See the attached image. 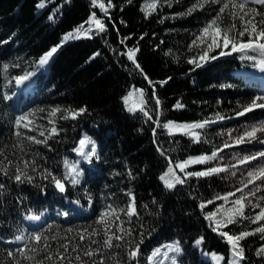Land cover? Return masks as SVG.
Returning a JSON list of instances; mask_svg holds the SVG:
<instances>
[{"label": "trees", "instance_id": "16d2710c", "mask_svg": "<svg viewBox=\"0 0 264 264\" xmlns=\"http://www.w3.org/2000/svg\"><path fill=\"white\" fill-rule=\"evenodd\" d=\"M38 2L0 0V169L8 170V175L0 171V237H3L0 239V264H39L40 261L43 264H98L101 259L105 264H147L152 250L161 247L166 251L163 246L177 240L183 249L177 258L179 264H216L206 258L212 253L222 255L228 261L229 245L212 231L210 222L205 219L207 213L220 207L213 200L214 193L220 189V182L209 177H191L183 185L169 190L159 179L167 170L169 160L174 166L188 157L210 155L211 150L202 144L192 143L185 135L169 136L163 128H156L154 137L152 130L155 124L139 111L133 114L127 110V107L139 104V93H135L126 107L124 98L129 92L142 89L146 97H150L152 88L126 55L120 53L126 52L127 48H139L136 59L151 81L171 78L163 87L158 83L155 85L161 100V123L203 122L215 120L217 115L224 117L197 130L200 133L233 122L238 117L236 113L259 96L250 81L236 78L232 72L243 67L255 69L257 62L264 57L256 53L218 54L214 55L218 59L193 70L194 66L188 60L200 55L201 49L189 50V46L200 29L215 17L221 5L206 6L201 11L181 16L178 14L185 12L195 0H171V7L161 0L163 6L145 19L140 11L145 0H132L131 4L127 0H112L115 8L109 10L112 17L109 21L98 8L91 6V0H70V3L46 0L45 9L37 8ZM104 2L107 4V0ZM249 7L264 10L261 5L250 3ZM92 12L104 21L108 31L92 33L91 39L65 41L64 36L87 21ZM50 15L53 17L51 20ZM230 23V19H225V24ZM236 23L239 27L240 22ZM129 36L131 39H126ZM122 39L123 44L120 43ZM57 46L58 51L53 57L40 65L39 60ZM97 52L100 55L93 58ZM242 55H252L255 59H241ZM5 64L8 65L7 73L3 70ZM26 74H31L33 94L25 99L38 104L36 109L42 114L51 113L53 108L61 111L50 117L55 121L54 125L48 121L44 127L33 131L21 128L19 131L23 135L17 137L14 134L17 129L14 127L13 102L23 93L24 86L18 85L15 77ZM5 96L10 98L4 99ZM177 102L184 105L183 109H173ZM81 108L86 112L76 119L61 118ZM147 110L155 121L157 109L154 99L149 101ZM250 114L264 116V110H255L242 117ZM53 126L59 134L47 139L46 144H34L26 139L34 136L45 140ZM41 131H44V136H40ZM85 136L95 142L101 157V163L95 169L82 167L81 162L88 161L73 151ZM66 159L71 163L78 162L81 176L80 183L75 186L65 181L67 193L62 196L51 179H44L43 174L50 171L62 178L67 171L63 166ZM24 161H35L36 171L27 169L34 177L31 184H17L11 178L15 174V165L23 167ZM209 166L210 163L196 164L186 171H204ZM175 171L184 178L179 169ZM129 191L135 195L138 212L131 218L121 211L128 207ZM67 197L83 204L91 199L94 212L69 221L52 215L38 229H31L23 222L22 216L30 209L35 214L46 208L66 210L64 202ZM202 203L207 204L203 211L200 208ZM110 204L119 211L120 219L113 218L109 234L123 235L117 231L121 225L133 231L131 236L124 235L122 241L114 240L113 243L120 246L109 250L102 246L107 237L97 221ZM229 227L232 233H239L252 231L258 225L245 220L240 225ZM84 230L87 232L81 241L79 234ZM222 230L229 231V228ZM93 231L99 235L89 240L88 234ZM34 232L43 234L41 244L30 239ZM23 233L30 235L24 245L4 242ZM200 237H204L201 253L194 246ZM141 238L144 243L139 262L131 261L127 252ZM241 243L246 245L247 257L241 264H264V258L255 254L264 246L260 235L250 236ZM63 245L68 246L67 251ZM20 249H23V256ZM90 249H99L102 254L92 258L83 255ZM9 251L14 255L10 257ZM58 254L66 259L61 261ZM174 255L169 253L170 257ZM24 256L33 259H24ZM47 256L52 259L48 260ZM77 256L80 260L76 259ZM163 264H170V261L164 260Z\"/></svg>", "mask_w": 264, "mask_h": 264}, {"label": "snow or ice", "instance_id": "6c2138e0", "mask_svg": "<svg viewBox=\"0 0 264 264\" xmlns=\"http://www.w3.org/2000/svg\"><path fill=\"white\" fill-rule=\"evenodd\" d=\"M54 3V0H51ZM168 3V6L171 7V0H165ZM65 3H70V0H65ZM127 3L131 4L132 0H127ZM256 4L264 6V0H195V2L186 9L185 12L179 13L178 15L187 16L191 15L195 11H201L206 6L210 5H221L217 11L215 17H213L207 24L200 29L198 35H196L195 39L192 41V44L189 46V50L192 48L201 49L200 55L190 58L188 63L193 65V70L197 68H203L205 64L209 63L212 60L218 59V56L210 55L211 52L219 49V56H227L232 53H256L261 57H264V10H258L257 8H250L249 4ZM91 6L93 8H98L105 17L111 21L112 17L109 15V10L115 8L112 0H107V4H105L104 0H91ZM161 0H145L142 4L140 11L144 13V18L148 19L152 15L157 13V9L162 7ZM39 9H45L47 7L46 0H39L36 5ZM58 10V9H56ZM54 10V11H56ZM123 11V9H121ZM259 17V19H257ZM49 19H53L50 15ZM225 19H230L232 23L225 24ZM239 21V27L236 23ZM121 23H124L121 21ZM87 25V27H85ZM115 27V24H113ZM108 31V28L104 21L98 18L96 12H92L87 21L79 25L77 28L73 30V32L68 33L64 36V40L67 41L69 39H81L88 38L91 39L92 33L95 34H103ZM118 32V29H117ZM247 37V39H243ZM143 39V36L140 37ZM126 39H131V37H127ZM120 43L123 44L124 40H120ZM58 47H53L49 50L40 60L39 64H46L51 57L58 51ZM230 49V50H229ZM139 52V48H127L126 52L120 53L121 55H126L127 59L131 62V64L135 67V69L139 70L141 75H143L144 79L148 81L149 86L152 88V93L150 97H146L145 91L142 89H135L132 92H129L128 96L124 98V103L127 107L129 98L132 97L135 93H139V104L133 107H127V110L133 114L137 111L142 113L144 117L147 118L148 121H152L155 124V128L152 130V134L155 137L157 135L156 128H163L167 131L169 136H174L176 134H181L188 136L193 143H200L201 137L200 133L197 130L204 129L206 125L215 123L216 121L223 120L224 117L217 115L215 120H205L203 122H192V123H176L173 121H167L165 123H161L159 116L161 115L160 106L161 100L156 93L155 85L158 83L161 87L168 83V80H163L159 82H153L150 80L148 75L144 72L141 65L138 63L136 56ZM100 55V53H95V56ZM241 59L254 60L255 57L252 55H242ZM257 66L259 67L261 72H264V58L260 59L257 62ZM3 70L5 73L8 71V65L3 66ZM29 75H21L16 76V83L22 84L25 80L29 78ZM232 85H227V87H231ZM10 97L5 96L4 99H9ZM151 99L155 100V105L157 109V119L153 121L152 115H150L147 110V105ZM184 105L180 102H177L174 106V110L183 109ZM255 110H264V97L257 96L255 97L250 104L244 106L242 110L236 113L238 117L245 116L248 113H252ZM61 110L58 108H53L50 116H56L58 112ZM86 112L85 108H81L75 112H69L68 115L62 116L63 119H76L78 116L83 115ZM28 115H18L14 121V127L17 131L14 133L17 137H21L23 135L19 129H27L28 131H33L34 129L30 128L29 125L33 124L34 121L30 119ZM50 124H55L54 120H49ZM49 136L45 140L36 139V137H26L31 143L34 144H46L47 139H50L52 136L58 135L59 132L55 126L48 130ZM257 133H264V124L262 125H254L250 129L246 130L242 135L237 137L234 141L235 145H241L245 143H253L258 142L264 144V137L258 136ZM40 136H44V131H41ZM231 135V133H229ZM91 145L89 148L88 146ZM232 145L225 144L224 147H231ZM159 150V149H158ZM78 156L86 159L88 162H91L93 157L99 159L96 150L95 142L88 136L79 140L78 147L73 149ZM219 151H223L220 149ZM163 155V153H161ZM2 155V153H0ZM219 152L213 151L211 155H201L197 157H188L187 159L176 162L173 166V161L169 160V166L167 170L159 177L162 181L164 187L169 190H173L176 185H183L188 178H202L209 177L214 174H219L222 172H226L228 169L224 167H211L204 171H193L187 172L186 169L192 165L196 164H208L213 160L218 158ZM260 159H264V151H259L255 154L245 155L240 159V164H250L252 161H258ZM11 163V161H9ZM35 161L31 163L28 161L23 162V167L20 165H15V174L11 177L14 182L17 184H23L25 182L31 184L34 181V177L29 175L27 169L31 168L32 171H36ZM64 168L67 170L62 178H58L53 175L50 171H45L43 174L44 179H51L54 187L60 192L65 193L67 191L65 181L70 182L73 186L80 183L79 177L81 176V172L78 169V162L71 163L67 159L64 161ZM176 169H179L181 173L184 174V178H181L180 175L176 174ZM3 171L4 175H8L7 169H0ZM130 174V173H129ZM235 175V173H233ZM249 179L244 184V188H247L249 184H255L257 181L264 182V166H260L253 171H249L247 173ZM243 188L237 189V191L243 193ZM256 191H260L258 187ZM129 197V204L126 210H121L124 214L131 218L138 215L136 208V198L133 193L130 191L127 193ZM236 193L232 192L224 196L217 197L219 200L228 201L229 196H235ZM250 195L255 196L256 192L253 191ZM264 199V197H261ZM78 203V201H77ZM207 203H214V201H208ZM232 204L231 208L224 209L223 206L217 207L215 211L209 212L205 215V219L210 222V227L213 232H216L220 237L224 238L225 242L229 245L230 259L227 261V264H241V261H245L247 257L245 256V247L246 245L241 242L246 240L250 236L260 235V238L264 240V224L261 221H264V207L260 204L252 205L251 201L248 199V195H242L241 197L232 200L230 202ZM207 207L206 203H202L200 205L201 210ZM252 207L253 210L259 208V212L255 215H248L247 209ZM43 213L35 214L32 210H29V214L25 216L26 220L29 221H39ZM63 215H67L64 213ZM219 217V218H218ZM113 218L115 220L120 219L119 211L114 208L111 204L108 205L107 209L100 213L99 219L97 223L103 226V231L105 236L107 237L102 241L103 248L112 249L113 247H119V243L114 244L113 241H122L124 239V235L131 236L132 229H125L122 225L117 229L123 235H116L115 233L109 234L111 230V225L113 223ZM248 221L250 224H256V227L252 231H240L239 233H232L230 225H240L242 221ZM229 228V231H223L222 229ZM71 231V229H69ZM81 232L80 240L83 241L85 239V233ZM99 235V232L93 231L88 234V239L91 240L92 236ZM143 233H141V237H143ZM3 239V237H0ZM35 244H41L44 240L43 234H34L30 237ZM25 240L23 235H16L15 240H6V243H20ZM92 243H96V241H92ZM144 243L143 238L139 240V242L127 252V257L131 261L139 262L141 255V245ZM195 245L199 247L204 243V237H200L195 240ZM47 247V245H45ZM65 251H67L68 246L63 245ZM161 247H157L152 250L151 254L147 257V264H163L164 260H169L170 264H179L178 257L182 254L183 249L181 248L180 241H175L173 243H168ZM76 250V249H74ZM20 253L23 256V249H20ZM169 253H174L175 255L170 257ZM101 251L99 249H90L85 250L83 255L92 258L96 255H101ZM256 256L260 258H264V246H261L256 250ZM8 255L11 257L14 255L13 251H9ZM59 255V254H58ZM213 259L220 261L224 260L225 257L217 256L216 254H212ZM162 257V259H161ZM48 260H51V256L46 257ZM61 261L66 259L65 256L59 255ZM24 259H33L30 256H24ZM77 260H80V256L76 257ZM39 264H43V261H40ZM98 264H105V260L101 259Z\"/></svg>", "mask_w": 264, "mask_h": 264}, {"label": "rangeland", "instance_id": "374dc122", "mask_svg": "<svg viewBox=\"0 0 264 264\" xmlns=\"http://www.w3.org/2000/svg\"><path fill=\"white\" fill-rule=\"evenodd\" d=\"M219 49L210 53V55H218ZM219 56V55H218ZM262 74L260 79L264 80V72L258 71L257 74ZM264 97V95H261ZM32 114L30 119L34 121L33 124L29 125L30 128L36 129L41 128L46 125L50 120V113L42 114L39 111L29 112L25 115ZM233 122L223 124L217 129H210L200 133L201 142L194 143L196 145L202 144L205 148L211 150V153L215 150L219 152L218 158L210 162L211 167H224L228 170L219 174H214L209 176V178L216 179L220 182V189L213 195V200L216 201V205L223 206V208L232 207L230 203L232 200H235L242 195H248V199L251 201L252 205L260 204L264 207V182L257 181L255 184H249L247 188H244V184L248 181L249 177L247 173L253 171L260 166H264V159L258 161H252L250 164H240V159L245 155L255 154L259 151H264V144L253 142L245 143L241 145H235L234 141L237 137L242 135L246 130L250 129L254 125L264 124V116L257 114H250L246 117H235ZM231 133V135H229ZM258 136L264 137V133H257ZM188 137V136H187ZM189 140H191L188 137ZM192 141V140H191ZM193 143V142H192ZM229 144L231 147L225 148L224 145ZM223 149V151H219ZM211 155V154H210ZM235 173V175H233ZM260 188V191H256L257 188ZM243 188V193L237 191V189ZM255 191L256 195H250L251 192ZM235 192V196H229L228 201H223L217 199V197L227 195L229 193ZM259 208L253 210L252 207L247 209V212H250V215H255L259 212ZM264 224V221L261 222ZM217 263H223V260L217 261Z\"/></svg>", "mask_w": 264, "mask_h": 264}]
</instances>
